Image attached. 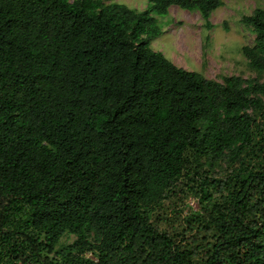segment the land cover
Listing matches in <instances>:
<instances>
[{"label": "trees", "instance_id": "obj_1", "mask_svg": "<svg viewBox=\"0 0 264 264\" xmlns=\"http://www.w3.org/2000/svg\"><path fill=\"white\" fill-rule=\"evenodd\" d=\"M146 3L0 0V264H264V83L148 47L153 14L210 29L220 0ZM240 23L263 73L264 9ZM184 179L199 207L173 235L150 219Z\"/></svg>", "mask_w": 264, "mask_h": 264}, {"label": "rangeland", "instance_id": "obj_2", "mask_svg": "<svg viewBox=\"0 0 264 264\" xmlns=\"http://www.w3.org/2000/svg\"><path fill=\"white\" fill-rule=\"evenodd\" d=\"M72 1V0H69ZM135 11L145 9L146 0H109ZM221 6L209 16L212 28L207 29L197 12H187L170 7L166 15H152L160 34L149 41L148 47L161 53L176 67L200 73L204 78L221 82L225 76H239L264 83V72L256 73L247 68L241 47L251 46L254 35L240 23L254 9H264V0H220ZM224 165L214 169L212 176L221 177ZM193 185L184 179L180 188L154 212L150 221L169 234H180L186 219L198 210ZM184 235L188 237V233ZM184 236V237H185ZM181 237V236H178ZM73 238L63 237L60 242L71 243ZM87 257H92L86 254ZM49 258L51 255L48 256Z\"/></svg>", "mask_w": 264, "mask_h": 264}, {"label": "crops", "instance_id": "obj_3", "mask_svg": "<svg viewBox=\"0 0 264 264\" xmlns=\"http://www.w3.org/2000/svg\"><path fill=\"white\" fill-rule=\"evenodd\" d=\"M102 1H104V2H106V3L110 2L109 0H102Z\"/></svg>", "mask_w": 264, "mask_h": 264}]
</instances>
